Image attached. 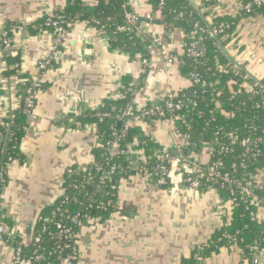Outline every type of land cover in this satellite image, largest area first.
<instances>
[{"label": "crops", "instance_id": "crops-1", "mask_svg": "<svg viewBox=\"0 0 264 264\" xmlns=\"http://www.w3.org/2000/svg\"><path fill=\"white\" fill-rule=\"evenodd\" d=\"M140 1L154 11L149 0ZM189 1L205 19L208 11L203 2L210 0ZM66 5V0H0L1 39L13 25L12 50L0 53V126L23 100V76L41 80L44 86L28 118L21 146L23 158L9 166L8 183L1 197L4 217L12 221L14 235L25 243L30 241L31 225L41 210L64 194L65 170L91 167L95 161L93 151L101 148L97 129L93 124L83 125L77 118L119 99L128 81L137 86L144 74L143 87L134 101L137 111L161 102L168 90L177 94L191 86L190 80L181 76L178 63L166 62L167 56L180 52V38H168L156 22L152 34L162 46L150 51L148 72L140 58L131 60L124 53L111 51L107 36L86 23L74 24L57 47L54 34L41 33L34 25L45 16L63 11ZM242 5L239 0H217L206 21L213 14L235 16ZM224 52L247 73L264 79V17L241 19ZM3 55L20 57L19 68L9 66ZM48 58H53V67L40 72L37 64ZM9 71L15 74L9 75ZM145 133L169 150L175 146L171 126L166 122H155L145 128ZM5 139L0 131V147ZM189 156L198 161L194 154ZM202 158L199 163L209 160L207 154ZM131 166L130 171L132 161ZM256 182L264 187V170ZM118 203L127 208L126 217L115 215L106 222L91 218L80 226L77 244L81 256L76 264H181L195 247L231 220L232 206L222 203L217 191H192L180 182L167 188L149 187L138 173L120 182ZM258 216L263 218L264 210ZM14 262L15 248L0 236V264ZM202 264L249 263L237 248H231ZM260 264H264V251Z\"/></svg>", "mask_w": 264, "mask_h": 264}, {"label": "trees", "instance_id": "trees-1", "mask_svg": "<svg viewBox=\"0 0 264 264\" xmlns=\"http://www.w3.org/2000/svg\"><path fill=\"white\" fill-rule=\"evenodd\" d=\"M66 1L63 12L54 13L56 19L63 17L69 24H88L101 35L107 36L111 51L124 53L131 60L140 58L147 61L144 71L148 72L151 42L134 29L122 30L127 26L123 5L129 0H93L95 5L84 0ZM239 1L243 5L235 16L213 14L211 20L206 21L209 18L208 12L215 10L217 0L203 2V8L208 11L204 15L205 19L201 18L189 0H149V6L157 12V24L166 31L182 32L188 46L196 44L203 52L199 58L184 55L177 62L181 76L191 82L189 88L175 94L174 102L181 101L183 106L174 113L165 109V117L157 114L147 116L143 127L129 125L128 119L139 114L134 101L143 87L144 74L137 86L128 81L129 85L119 99L106 102L101 108L77 118L83 125L97 126L101 148L93 151L95 161L91 167L77 175L65 174L62 185L64 196L52 206L41 210L39 220L31 225V240L28 243L14 235L13 223L4 217L6 211L1 202L8 183V165L23 158L21 146L30 117L26 113L25 99L28 97V87L34 80L22 77L26 81V85H22L23 100L10 119L0 126V131L6 137L0 147V226L8 231L3 236L7 244L20 248L22 257L43 254V259L34 264H63L71 255L80 226L87 218L106 222L115 215L126 217L127 208L118 203V196L120 182L132 168L129 147L134 154H144L145 161L140 157L137 160L138 174L142 169L146 170L151 175L150 182L156 184L162 174L160 168L166 167L157 152L167 148L147 136L145 128L174 117V126L180 134L189 136L186 147L190 153L209 156L206 165L200 164L202 177L199 191L213 189L219 193L222 203L232 206L231 220L223 228L217 229L207 242L195 247L191 256L183 258L181 264H202L205 259L231 248H237L249 264H254L251 247L258 246L264 251V217L258 216L259 211L264 210V187L256 182L264 170V79L258 82L246 72L244 66L231 60L224 48L232 40L241 19L264 17V4H252L248 11L245 7L253 0ZM47 20L48 16H45L34 26H44ZM222 24L229 28L220 33ZM12 26L8 27L9 37H12ZM44 29L55 34L53 27ZM211 30L217 31V36L213 37ZM3 59L9 66L21 63L18 56L13 58L3 55ZM8 74L13 75L15 71H9ZM193 76H197L200 82L194 83ZM165 103L162 102L160 106L163 107ZM153 107V104L149 105L146 110ZM118 115L122 120L117 118ZM244 141H248L247 146L243 145ZM115 148L125 154H112ZM217 163L222 164L218 169L221 176H228L235 184L224 182L222 177L213 179L212 169ZM114 168H119L121 173L117 175L113 172ZM98 170L111 174L106 177ZM242 187H249L252 195L243 196ZM57 224L70 228L75 240L59 238ZM33 236L40 237L41 243L35 245Z\"/></svg>", "mask_w": 264, "mask_h": 264}, {"label": "built area", "instance_id": "built-area-1", "mask_svg": "<svg viewBox=\"0 0 264 264\" xmlns=\"http://www.w3.org/2000/svg\"><path fill=\"white\" fill-rule=\"evenodd\" d=\"M84 1H90L93 2V0H84ZM142 2V4H141ZM252 4L261 5L264 4V0H253L251 4L246 5V10L250 11ZM63 11H60L62 13ZM157 12H154L152 10H148L146 7L145 2L140 0H129L126 4L123 5V16L125 19V22L127 24L126 28L122 30H136L137 33L141 36H144L149 39L151 42V46L149 48L150 51L156 50L157 48L162 46V42L158 41L154 34H152V30L155 27V20H156ZM74 24L66 23L63 17H59L56 19V16L53 14L48 15V20L44 24V26H38L36 29H39L41 33L47 34L49 33L47 31L48 27H53L55 29V38L57 40V47L62 43L64 36L68 32V30L73 26ZM229 26L222 24L220 25V33L224 32L226 29H228ZM165 30V29H164ZM217 31L211 30V35L213 37L217 36ZM166 36L168 38L177 39L180 38V52H178L176 55L172 54L167 56L166 62L168 64H174L177 63L178 60H180L181 57L184 55L189 56L191 58H199L203 55V52H201L197 47L196 44H192L191 46H188L185 43V36L182 32L176 30V31H166ZM0 47H2V52H10L12 50L13 44H12V37H9L8 32H5L1 39ZM56 49V48H55ZM53 58H48L45 60L40 61L37 66L38 70L40 72H46L50 70L53 67ZM147 64V61H143V65L145 66ZM16 68H19L18 65L15 66ZM251 75V74H250ZM254 77L253 75H251ZM258 82L260 81V78L254 77ZM192 79L194 80V83H199L200 80L197 76H193ZM22 85H26V81L22 82ZM42 90V81L41 80H34L31 82V84L28 87L27 93L28 97L25 99V107H26V113L28 115H32L34 113L35 109V103L37 100V97ZM175 93L172 90H168L163 100H161L160 104L162 102H165V105L163 107L159 105H155L153 108L146 110V107L142 108L138 111V115L136 117H131L128 119V124L133 126H144V120L147 116L157 114L161 117H165L164 110L167 109L171 111L172 113L180 110L183 106L182 102H174ZM108 116V115H105ZM118 119L122 120L121 116H117ZM174 117H171V119L163 121L168 123L171 126V137L174 143V147L172 150L164 149L157 152V155L159 156L160 160L166 164V167H161L162 174L157 179L156 184H152L151 181V175L148 174V172L144 169L141 170V173L139 175L145 180L147 186L149 187H158L163 188L165 186H176L178 182L183 183L189 190L192 191H199L200 188V179L202 177L200 172V164H207V163H199L195 159L188 157L183 158L182 152L185 149L186 141L189 140L188 135H182L180 134L179 130L174 126L173 122ZM93 127L97 128L96 125H93ZM184 141V142H183ZM248 141H244L243 145L247 146ZM174 152L179 153V156H175L173 154ZM128 153L132 156H137V160L140 157L142 161H145L144 154L142 152H139L137 154H134L132 151V148L129 147ZM112 154H120L124 155V151H118L116 148L112 150ZM13 163V162H12ZM11 163V164H12ZM8 165L9 166L11 165ZM222 166L221 163H217L214 165L212 172L213 179H218L221 176V174L218 172V169ZM7 168V169H8ZM116 170H119V168H114L113 172ZM80 171L78 169H74L73 167H70L65 170L67 174L77 175ZM98 172L101 175H105L108 173H104L101 170H98ZM138 173V169H137ZM111 172L108 174L110 176ZM85 178V176L83 177ZM257 179V178H256ZM222 180L228 184H235L234 180H231L228 178V176H223ZM175 190V189H174ZM241 194L243 196H250L252 195V191L249 187H242ZM64 196V194L62 195ZM61 196V197H62ZM256 201V200H255ZM231 206V204H230ZM39 220V216H37L35 222ZM90 218H87L86 221H89ZM34 222V223H35ZM57 229L59 230V238L65 241H73L75 240V236L73 235L70 228L63 226L62 224H57ZM8 233L7 229L4 226H0V236H4ZM31 240V237H30ZM32 240L34 241L35 245L41 243L40 237H32ZM251 252L254 255V264H260V256L263 253V250H261L258 246L251 247ZM81 253L78 247V244L76 243L74 247L72 248L71 255L67 258L66 262L68 264H76L80 259ZM44 255L39 254L35 257H22L21 249L15 248V262L14 264H34L36 262H40L43 259Z\"/></svg>", "mask_w": 264, "mask_h": 264}, {"label": "water", "instance_id": "water-1", "mask_svg": "<svg viewBox=\"0 0 264 264\" xmlns=\"http://www.w3.org/2000/svg\"><path fill=\"white\" fill-rule=\"evenodd\" d=\"M160 102L159 101H156L155 102V105H159ZM173 154L175 156H179V153L177 152H174L173 151ZM189 154H190V150L189 148H185L182 152V157L183 158H188L189 157ZM132 162H133V170L129 172V174L126 176V178H129L130 176H136L137 175V169H138V161H137V156H132ZM117 175H119L121 173V170H116L115 172ZM106 177H109L108 174H105ZM113 183H115V180H113Z\"/></svg>", "mask_w": 264, "mask_h": 264}, {"label": "rangeland", "instance_id": "rangeland-1", "mask_svg": "<svg viewBox=\"0 0 264 264\" xmlns=\"http://www.w3.org/2000/svg\"><path fill=\"white\" fill-rule=\"evenodd\" d=\"M183 142H184V141H183ZM195 156L197 157L198 161L203 159V158H202V155H195ZM205 157H206V156H204V158H205ZM198 161H197V162H198Z\"/></svg>", "mask_w": 264, "mask_h": 264}]
</instances>
